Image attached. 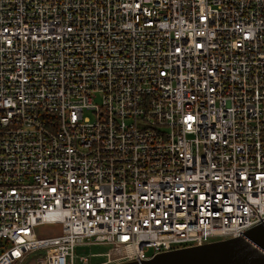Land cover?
Wrapping results in <instances>:
<instances>
[{
	"label": "built area",
	"instance_id": "2783aa9c",
	"mask_svg": "<svg viewBox=\"0 0 264 264\" xmlns=\"http://www.w3.org/2000/svg\"><path fill=\"white\" fill-rule=\"evenodd\" d=\"M262 221L264 0H0V264L141 261Z\"/></svg>",
	"mask_w": 264,
	"mask_h": 264
},
{
	"label": "water",
	"instance_id": "95a60500",
	"mask_svg": "<svg viewBox=\"0 0 264 264\" xmlns=\"http://www.w3.org/2000/svg\"><path fill=\"white\" fill-rule=\"evenodd\" d=\"M112 264H264V221L237 236L156 252Z\"/></svg>",
	"mask_w": 264,
	"mask_h": 264
},
{
	"label": "rangeland",
	"instance_id": "374dc122",
	"mask_svg": "<svg viewBox=\"0 0 264 264\" xmlns=\"http://www.w3.org/2000/svg\"><path fill=\"white\" fill-rule=\"evenodd\" d=\"M36 233L38 237H45L50 234L58 233L61 230V224L60 223H42L36 226ZM107 248V246L98 244L97 245H86V246H78L76 248V251L78 253H90L92 252H98V251H104ZM45 249L36 250L31 253V255H38V254H44ZM93 262L102 261V259H106V257H101V255H98V257H93Z\"/></svg>",
	"mask_w": 264,
	"mask_h": 264
}]
</instances>
